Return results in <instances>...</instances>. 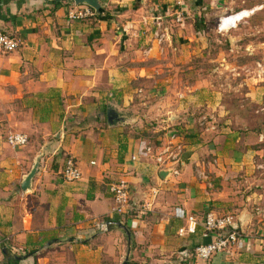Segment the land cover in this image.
<instances>
[{
    "label": "crops",
    "instance_id": "crops-1",
    "mask_svg": "<svg viewBox=\"0 0 264 264\" xmlns=\"http://www.w3.org/2000/svg\"><path fill=\"white\" fill-rule=\"evenodd\" d=\"M100 1L101 17L71 20L74 0H0V30L20 41L0 49V264H264V117H256L264 112V72L243 78V97L261 104L255 114L242 104L206 106L209 90L174 91L172 73L161 76L176 40L204 36L188 30L187 16L177 21L179 7ZM213 4L218 18L254 9L230 34L264 13V0ZM153 17H162L164 41L146 55ZM15 131L29 136L27 145L8 143ZM174 132L185 135L177 175L159 169L154 154ZM70 156L82 171L78 181L61 174ZM121 180L132 187L133 206L151 197L152 211L134 209L110 218L107 231L94 230L90 220L107 217L114 204L109 184ZM209 210L233 214L243 236L203 260L196 246L217 234L200 222L193 233L179 230Z\"/></svg>",
    "mask_w": 264,
    "mask_h": 264
},
{
    "label": "rangeland",
    "instance_id": "rangeland-1",
    "mask_svg": "<svg viewBox=\"0 0 264 264\" xmlns=\"http://www.w3.org/2000/svg\"><path fill=\"white\" fill-rule=\"evenodd\" d=\"M149 1L150 4H157L156 6L160 10H164V4L167 8L168 5H172L171 7L175 9L181 7L177 0ZM180 1L183 6L190 7L191 14L186 13L188 30L201 31L204 36L200 39L193 37V41H191L187 34L186 38L181 37L182 40H176L178 50L168 48L165 58L163 57L164 59L160 63L161 76L169 72L172 73L171 81H168L174 91L194 93L199 90H209L210 93L203 96L206 106L207 101L214 104L221 102L227 108L236 104L238 107V104H242L243 106L238 107L239 109H247L250 110L251 115L255 114L254 111L259 109L258 106L261 104L257 100L252 102L243 97L246 91L243 78L247 73L254 72L256 75L257 70L264 72L262 60L264 58V13L253 15L254 17L249 23L243 24L238 32L230 34L228 30L218 31L220 18L211 14L213 10L210 8L215 6L214 0ZM203 7L206 8L202 9ZM168 18L172 26H178L173 22V17ZM202 23H204V27H201ZM179 49L185 50L182 52ZM221 57L224 58L223 65L219 63ZM237 66L241 67L236 68ZM236 71L240 74L238 75ZM262 83L264 84V82ZM202 108L197 111L200 112ZM257 116L263 120L264 112H259Z\"/></svg>",
    "mask_w": 264,
    "mask_h": 264
},
{
    "label": "built area",
    "instance_id": "built-area-1",
    "mask_svg": "<svg viewBox=\"0 0 264 264\" xmlns=\"http://www.w3.org/2000/svg\"><path fill=\"white\" fill-rule=\"evenodd\" d=\"M178 4L182 6L180 1H178ZM245 11H251L253 13L254 9L240 10L238 12L220 17L218 31H227L232 28V26H236V21H234V24L230 23L229 25L225 24V21L232 17L241 15ZM96 12L97 10L89 5H78L74 3V6L68 11V17L71 20H83L88 17L95 16ZM175 15L177 17V21L179 22H183L186 16L184 15V10L181 7L175 11ZM242 18H244V16ZM144 23L149 26L148 20L144 21ZM151 24L152 26L149 28L152 31L151 35L153 38L150 39L151 41L149 40V42H151L150 46L145 49L146 55H149L152 52L153 41H157L159 45L163 44L164 41L165 29L162 17H153ZM19 44V39L0 31L1 50L6 52L12 51L16 49ZM184 136V134L182 135L174 132L170 136L169 140L157 152H154L152 146H147L145 151L147 154L154 152L155 160L159 169H168L170 172L177 175L180 172L179 166L183 164L184 142L182 139ZM261 138L264 139V135H261ZM7 141L13 147H23L28 144L29 136L25 132L15 131L8 135ZM134 158L135 157H133V159ZM61 174L68 182L78 181L82 178V171L75 157L70 156L66 159ZM108 189L114 199V204L107 217L93 218L90 220L89 224L96 231H107L110 228L109 220L113 216H121L125 213L134 211V209L142 213H147L153 209L154 202L151 197H146L140 206H133L132 187L130 183L125 180L111 182ZM188 221L189 223L187 226L180 228V234L195 232L196 224L199 222L207 232L217 234V237L214 240L196 246L195 256L199 259L208 260L217 252L230 250V248H232V246H234L243 236V232L237 224L236 217L231 213L220 215L213 210H209L201 221H199L195 216H189Z\"/></svg>",
    "mask_w": 264,
    "mask_h": 264
},
{
    "label": "water",
    "instance_id": "water-1",
    "mask_svg": "<svg viewBox=\"0 0 264 264\" xmlns=\"http://www.w3.org/2000/svg\"><path fill=\"white\" fill-rule=\"evenodd\" d=\"M76 4L80 5V4H86V5H89L91 7H93L95 10H100L103 8V5L101 3L100 0H74ZM112 113V111H111ZM111 113L109 112V118L110 120L112 121V116H111ZM37 164L35 165V167L33 168L32 172L27 176L26 180L24 181L23 183V188L26 190L29 188L30 186V180L31 178L34 176L35 172H36V169H37ZM110 223V222H109ZM117 224H119L120 226H122L124 229H127V227L120 223L119 221L115 222ZM127 259L124 261L123 264H127Z\"/></svg>",
    "mask_w": 264,
    "mask_h": 264
},
{
    "label": "trees",
    "instance_id": "trees-1",
    "mask_svg": "<svg viewBox=\"0 0 264 264\" xmlns=\"http://www.w3.org/2000/svg\"><path fill=\"white\" fill-rule=\"evenodd\" d=\"M53 2H54L55 4H58V0H53ZM103 13H104V8L98 10V11L96 12L95 16L101 17V16L103 15ZM196 26L199 27V28L204 27V23L201 24V27H200V25H198V24H196ZM0 31L5 32V31H3V30H0ZM5 33H7V32H5ZM7 34L10 35V36H12V35L9 34V33H7ZM13 37H14V36H13ZM16 39H18V38H16ZM19 45H20V44H19Z\"/></svg>",
    "mask_w": 264,
    "mask_h": 264
},
{
    "label": "bare ground",
    "instance_id": "bare-ground-1",
    "mask_svg": "<svg viewBox=\"0 0 264 264\" xmlns=\"http://www.w3.org/2000/svg\"><path fill=\"white\" fill-rule=\"evenodd\" d=\"M247 12H250L251 13V11H247ZM246 11L243 13V14H241V15H238V16H235V17H232V18H230L229 20H227V21H225V24H230V23H232V24H234V21H236V24L238 23L237 21L238 20H240V19H242V16L243 15H245V14H247V16H248V14H250V13H247ZM235 24V25H236Z\"/></svg>",
    "mask_w": 264,
    "mask_h": 264
}]
</instances>
